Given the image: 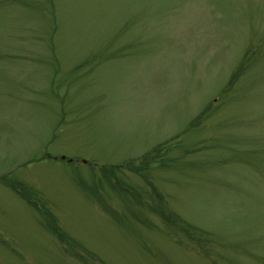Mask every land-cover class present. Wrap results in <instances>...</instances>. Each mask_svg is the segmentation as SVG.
Instances as JSON below:
<instances>
[{
  "label": "rangeland",
  "instance_id": "1",
  "mask_svg": "<svg viewBox=\"0 0 264 264\" xmlns=\"http://www.w3.org/2000/svg\"><path fill=\"white\" fill-rule=\"evenodd\" d=\"M0 264H264V0H0Z\"/></svg>",
  "mask_w": 264,
  "mask_h": 264
},
{
  "label": "trees",
  "instance_id": "2",
  "mask_svg": "<svg viewBox=\"0 0 264 264\" xmlns=\"http://www.w3.org/2000/svg\"><path fill=\"white\" fill-rule=\"evenodd\" d=\"M235 74H236V73H233V74H232V76H231L229 82H231V80L233 79V77H234ZM159 150H160L159 146L155 147V150H154L155 153H153V154H149V156H146L145 158H146V159L149 158V159L153 160V158L156 157V155L158 154ZM141 163H145V164H146V161H141ZM139 170H140V168H139ZM136 171H137V169H136ZM156 194H157V196H159V197L161 198V195H160L159 193H156ZM154 210L157 211L158 214L160 213L161 216H162L166 221L169 222V224H174L173 219L175 218V216H176V218H177V215H172V214L168 215L167 212L163 211V208H162V207H160V208H159V207H158V208H155V207H154ZM177 219H178V218H177ZM58 234H63V233H61V231H58Z\"/></svg>",
  "mask_w": 264,
  "mask_h": 264
}]
</instances>
